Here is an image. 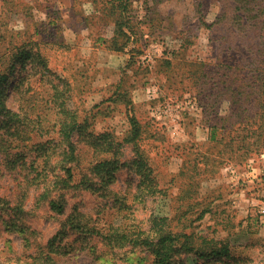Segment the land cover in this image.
Returning a JSON list of instances; mask_svg holds the SVG:
<instances>
[{
    "label": "rangeland",
    "instance_id": "374dc122",
    "mask_svg": "<svg viewBox=\"0 0 264 264\" xmlns=\"http://www.w3.org/2000/svg\"><path fill=\"white\" fill-rule=\"evenodd\" d=\"M105 1L0 0V73L20 49L34 51L31 42L52 71L21 60L5 91L6 107L31 124L24 125L27 139L11 144L0 128V141L9 143L0 149V264H45L49 251L55 264H154L141 246L71 229L78 215L90 227L141 232L152 217H168L173 232L202 237V251L227 246L221 258L182 253L181 264H264V122L258 128L256 116L262 80L244 73L250 95L237 108L235 27L229 34L225 18L214 25L231 14L233 0H126L130 30L116 41L117 16ZM54 88L63 90L55 101ZM131 116L140 131L119 159L143 154L150 182L141 184L136 167L126 166L93 178L94 188L51 192L63 194L59 210L51 208L42 199L44 180H32L36 146L63 139L60 122L85 119V130L68 138L88 165L112 154L97 145L98 134L130 137ZM150 186L161 195L144 191Z\"/></svg>",
    "mask_w": 264,
    "mask_h": 264
},
{
    "label": "trees",
    "instance_id": "16d2710c",
    "mask_svg": "<svg viewBox=\"0 0 264 264\" xmlns=\"http://www.w3.org/2000/svg\"><path fill=\"white\" fill-rule=\"evenodd\" d=\"M116 2H120V5L117 6L115 4ZM233 3L234 6L231 14L228 17L224 15L223 17L217 18L214 25L217 27L222 26L220 21L225 18L227 22L223 26L227 27V32L229 34L234 33L231 28L235 27V40L238 38V41H235V104H239L237 108L242 107L243 103L248 101L246 100L243 102V100L248 99L247 96L250 95L246 87L249 84H242L245 79L243 78L244 73L249 76L258 74L259 80H262L257 87L259 94L258 100L256 101V116L258 119L257 121H260L259 128L264 122V65L262 63L264 61L261 59L264 56V0H233ZM105 4L107 5V9L108 6L110 7L108 13L115 17L117 16L115 19L116 27L114 29L113 40L116 41L119 36H127L130 26L129 22L123 18L126 0H107ZM115 12L120 14H114ZM27 15L31 18L29 12ZM124 28H127V30ZM217 31L222 32L223 30L217 29ZM127 39L129 40V37ZM236 43L239 47L244 48L245 51L236 47ZM30 44L31 47L36 46L34 51L32 49H20L17 54L15 53V55L12 56L8 71L0 73V128L6 129L4 134L9 135L10 144L13 143V140L19 141L27 139L24 137V128L26 127L24 125H28V123L31 124V121L22 115L19 116L17 113L11 112L6 107L4 96L9 78L12 76L16 66L21 64L19 62L24 59H31L34 62L36 60L38 66H42L46 69L45 71L52 72L48 66V61L37 48L39 45L34 42ZM55 77L57 78L56 75ZM59 80L61 83L66 84L65 78ZM61 91L63 90L54 88V101L58 98L57 96L62 93ZM238 113L239 112H237V114ZM64 114L67 115L65 112ZM56 115H58V113H56ZM72 117L76 119L75 115ZM36 120V124H41L39 118H36ZM84 121L85 119L71 123L65 120L60 122L58 133L63 139H57V142L55 139H51L55 142L52 146L50 145V139L36 146L40 154L31 164L35 169V171H33L34 178H32V180H44L42 199L49 200L51 208L59 210V206L63 201L62 193L56 195L54 198H50L51 192L77 189L83 185L94 188L93 178L98 177L100 180L106 179V177L110 175L108 171L113 173L126 166L132 168L136 167L135 170L137 174L143 178L141 184L146 185L147 181L150 182V171L143 154H140L136 150L134 153L135 156H133L130 161H122L119 159L121 148L126 142H131L133 147H135V139L139 134L140 125L133 116L130 117L131 132L130 137L127 139L125 138L118 141V139H108L109 137L105 133L97 135L96 139H94L95 142L98 143L97 145H103L104 150H106V152H112V154H110V157L104 159H96L88 165H83L81 163L80 155L76 154V143L68 138L69 133L72 131L85 130ZM7 140L8 139H3V142L0 141V149L8 146L9 143ZM56 149L58 150L59 157L53 160L49 152H56ZM38 159H41V161L38 162ZM56 168H58V172H56ZM87 172L92 173L93 177L89 176ZM144 191L149 192L151 195L155 193L160 194V191L156 189L155 186H150L148 189H144ZM204 214V211H202L198 219H202ZM151 219L147 231L127 230L121 227H113L112 225L102 230L95 226L90 227L88 222L82 223L81 216L78 215L72 219L73 222L70 228L76 229L78 232L82 233L97 234L109 242H115L117 244L116 246L123 245L125 242H129L133 246H141L153 258L154 264H181L180 257L183 255L182 253L193 251L201 259L208 257L221 258L224 255L228 256L227 246L225 245L216 249L212 248L211 252L202 251L200 248L205 244V240L202 239V237H195L192 233L183 231L173 232L172 229H170L171 225L168 217L155 216ZM51 253H53V251H49L46 254L43 258V263L51 264V262H53V264H55L54 258L51 257Z\"/></svg>",
    "mask_w": 264,
    "mask_h": 264
}]
</instances>
